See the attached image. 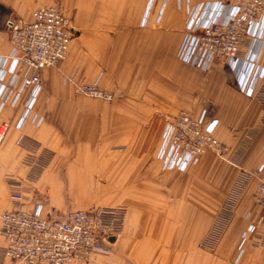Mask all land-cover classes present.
<instances>
[{
  "label": "crops",
  "instance_id": "obj_1",
  "mask_svg": "<svg viewBox=\"0 0 264 264\" xmlns=\"http://www.w3.org/2000/svg\"><path fill=\"white\" fill-rule=\"evenodd\" d=\"M56 1L76 30L66 60L42 71V90L24 121V104L14 103V94L0 99V129L8 126L0 142V217L12 208L14 178L54 215L128 208L114 253L89 264H264V214L254 200L264 175V104L248 94L262 82L264 40L248 56L242 49L239 68L215 60L204 71L179 58L186 23L200 4L207 5L202 21L225 17L223 0H0L6 84L20 85L7 59L13 50L8 23H29L36 9ZM70 78L96 83L114 99L78 95ZM182 110L194 116L205 110L207 120H217L229 161L207 153L184 172L163 169L161 135ZM33 114L41 120L34 122ZM21 137L55 148L53 158L43 154L33 182ZM232 194L230 218L213 250L203 251L199 246ZM4 246L0 235V264H11Z\"/></svg>",
  "mask_w": 264,
  "mask_h": 264
},
{
  "label": "built area",
  "instance_id": "obj_2",
  "mask_svg": "<svg viewBox=\"0 0 264 264\" xmlns=\"http://www.w3.org/2000/svg\"><path fill=\"white\" fill-rule=\"evenodd\" d=\"M220 6L225 9L226 16L219 13L206 22L201 19L206 4L190 11L178 53L183 62L204 71L210 69L215 60L239 68L242 49H248V56L253 46L264 40V0H223ZM8 30L13 50L7 59L13 60L20 85L16 89L6 84L4 74H0V99L7 102L14 94V103L24 104V121L34 112L42 90V71L62 65L76 30L60 1L36 9L29 23L11 20ZM4 61L6 58L0 52L1 68ZM258 77L262 78L261 84L257 89L251 86L248 94L264 104V71ZM69 80L74 83L78 95L108 102L114 99L112 93L96 83ZM32 119L36 123L41 120L37 114H33ZM261 121L264 124V114ZM217 123L215 119L207 120L205 110L198 116L182 110L174 120L167 121L157 153L163 169L184 172L207 153L229 161V149L215 133ZM6 127L0 129V142ZM18 143L27 152L24 163L32 171L27 180L33 182L43 169L45 151L38 142L26 137H21ZM10 184L13 186L12 208L1 214L0 235L5 241L3 256L11 264H89L98 255L110 254L114 244L112 238H118L123 231L124 207H95L54 215L44 212L41 203L33 202L22 181L11 178ZM234 198L232 194L228 199L225 208L228 211ZM254 200L264 214V175L258 178Z\"/></svg>",
  "mask_w": 264,
  "mask_h": 264
},
{
  "label": "rangeland",
  "instance_id": "obj_3",
  "mask_svg": "<svg viewBox=\"0 0 264 264\" xmlns=\"http://www.w3.org/2000/svg\"><path fill=\"white\" fill-rule=\"evenodd\" d=\"M86 97V96H85ZM90 98V97H89ZM40 145L43 146V148H45V152L49 153V155H51V157L53 158L54 157V153H55V148H54V145L52 144H49V143H45V142H42L40 143ZM231 197V196H230ZM229 197V198H230ZM228 198V199H229ZM33 199V198H32ZM34 200V199H33ZM42 204V203H41ZM228 205V201L226 203V206ZM43 206V204H42ZM226 206L224 207L223 211L220 213L219 215V218L217 220V224H216V227L221 225V227L216 230L217 228L215 227L212 232L210 233L209 237L199 246L200 249H202L203 251H210V250H213L214 246H215V242L217 240V236L219 235V232L220 230L222 229L224 223H226L228 221V219L230 218V212H228L226 208ZM102 207H124L126 209V218H127V213H128V208L125 206V205H118V206H102ZM227 210V211H226ZM69 213V212H68ZM67 214V213H65ZM65 214H60V215H65ZM126 218H125V222H126ZM124 226H125V223H124ZM124 230V228H123ZM123 232V231H122ZM121 232V234H122ZM120 234V235H121ZM119 235V236H120ZM118 236V237H119ZM115 245L112 246V251L110 252V254L108 255H111L114 253V247ZM108 255H105V256H108ZM103 256V255H102ZM171 263V262H170ZM175 264L179 263V262H173ZM181 263V262H180ZM159 264H166V262H159Z\"/></svg>",
  "mask_w": 264,
  "mask_h": 264
},
{
  "label": "water",
  "instance_id": "obj_4",
  "mask_svg": "<svg viewBox=\"0 0 264 264\" xmlns=\"http://www.w3.org/2000/svg\"><path fill=\"white\" fill-rule=\"evenodd\" d=\"M115 239L114 238H112V241H114Z\"/></svg>",
  "mask_w": 264,
  "mask_h": 264
}]
</instances>
